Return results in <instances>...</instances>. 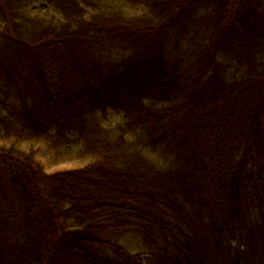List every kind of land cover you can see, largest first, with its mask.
Here are the masks:
<instances>
[{
  "label": "trees",
  "instance_id": "obj_1",
  "mask_svg": "<svg viewBox=\"0 0 264 264\" xmlns=\"http://www.w3.org/2000/svg\"><path fill=\"white\" fill-rule=\"evenodd\" d=\"M0 264H264V0H0Z\"/></svg>",
  "mask_w": 264,
  "mask_h": 264
},
{
  "label": "rangeland",
  "instance_id": "obj_2",
  "mask_svg": "<svg viewBox=\"0 0 264 264\" xmlns=\"http://www.w3.org/2000/svg\"><path fill=\"white\" fill-rule=\"evenodd\" d=\"M122 5L121 6H122L124 12H125V9H129V7L126 8L125 3H122ZM114 120L115 119L110 120L109 123L113 122ZM37 159L41 160L42 166L44 167L45 171L48 173H52V172L64 170V169H74V168H78L81 166V163H78V162H63V163H59V164L58 163L57 164H49L47 159L44 158L42 154H40Z\"/></svg>",
  "mask_w": 264,
  "mask_h": 264
}]
</instances>
